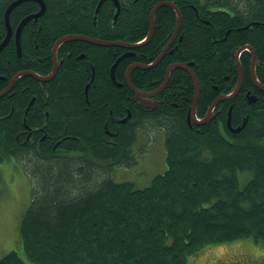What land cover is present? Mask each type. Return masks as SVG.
Here are the masks:
<instances>
[{
    "label": "trees",
    "instance_id": "trees-1",
    "mask_svg": "<svg viewBox=\"0 0 264 264\" xmlns=\"http://www.w3.org/2000/svg\"><path fill=\"white\" fill-rule=\"evenodd\" d=\"M14 1L0 0V39L6 35L5 12ZM43 1L47 10L39 21L42 27L32 29L30 23L24 29L22 56L17 54L15 37L0 55V75L7 77L0 80V92L20 71L50 74L51 50L66 35L141 42L150 31V14L161 2H172L181 11L179 38L183 39L156 68L132 72L131 81L140 91L149 92L161 83H154V78L164 77L170 65L194 63L201 86L197 115L205 117L219 97L236 87V51L250 46L264 65V0H118L121 11L116 21L117 7L106 0L95 25L100 0ZM40 8L33 0L16 7L12 27L16 29ZM176 25V12L160 8L154 39L119 64L118 82H124L132 64L154 60ZM127 51L68 42L59 49L62 65L51 82L22 78L0 100V163L15 159L33 183L32 203L20 228L27 260L32 264H189L208 246L236 241L264 244V98L248 75L250 53L242 54L245 78L239 95L221 102L211 122L191 126L186 119L195 95L190 75L181 68L173 70L165 93L171 103L147 110L127 86L111 81L116 55ZM80 53L85 58L79 59ZM92 66L97 82L91 84L87 97ZM257 68L264 84V74ZM248 91L258 98L255 103L248 102ZM33 96L36 102L31 105ZM28 107L33 109L26 116ZM230 107L232 127L243 126L236 133L227 125ZM128 112L132 115L128 123L114 124ZM109 118V132L120 131L116 137L104 127ZM150 121L164 129L167 170L141 189L116 182L112 170L125 163L141 124ZM247 174L249 180L241 178ZM0 264L26 263L18 251H12Z\"/></svg>",
    "mask_w": 264,
    "mask_h": 264
},
{
    "label": "rangeland",
    "instance_id": "rangeland-1",
    "mask_svg": "<svg viewBox=\"0 0 264 264\" xmlns=\"http://www.w3.org/2000/svg\"><path fill=\"white\" fill-rule=\"evenodd\" d=\"M10 5H8L7 9ZM41 8L37 13L41 11ZM4 19L6 35L8 36L10 31L6 23V12ZM35 23L37 22L35 21ZM29 24L30 23H28V25ZM18 28L19 27L14 29L11 27V35L16 34ZM81 57L82 55L78 56V58ZM154 62L155 60L152 61V64ZM160 64L161 61L158 62V66ZM134 70H136V68H134L133 71ZM93 73H95V70ZM165 76V79L154 81L156 83L160 82V80L163 81H161L162 83L158 87V90H161L167 83L168 77L167 75ZM13 78H15V75ZM95 79L96 78H94V81ZM94 81L92 80L91 84H93ZM91 84L85 88V94L90 90ZM6 90L7 87L0 92V95ZM155 90L157 89L153 91ZM86 96L88 97V95ZM4 97L5 96L1 97V99ZM35 102L36 97L33 96L31 105H34ZM163 104H161V106ZM130 118L132 117L130 116ZM24 120L26 122V116ZM110 120L112 119L109 118L105 121V129L108 127ZM139 130L138 142L136 141L131 148L137 163L133 165V163L129 161L127 164L123 162L124 164H121L122 166L120 168L112 170L111 177H113L116 182H130L133 183L136 188L141 189L149 186L157 175L163 174L167 170V163L166 151L164 148V129L159 127L155 122L150 121L141 124ZM133 155L130 157L131 159H133ZM250 177L251 174H247L246 177L242 176L241 178L249 180ZM32 199L33 183L29 175L25 172L23 165L18 163L15 159L0 163V260L10 252L18 251L26 264H32L26 258L20 234L22 220L32 203ZM189 264H264V244L263 242L261 244L254 243L253 241H236L228 244L208 246L191 257Z\"/></svg>",
    "mask_w": 264,
    "mask_h": 264
},
{
    "label": "water",
    "instance_id": "water-1",
    "mask_svg": "<svg viewBox=\"0 0 264 264\" xmlns=\"http://www.w3.org/2000/svg\"><path fill=\"white\" fill-rule=\"evenodd\" d=\"M25 1H29V0H16L14 1L10 6L9 8L7 9L6 11V23L8 24L9 26V34L7 36V38L3 41L2 44H0V51L7 45L8 41L10 40L11 38V25H10V15L12 13V11L18 7L19 5H21L22 3H24ZM33 1H36L38 3L41 4V11L39 13H36L33 15V18H38L40 17L45 9H46V5H45V2L43 0H33ZM106 0H101L99 2V5L97 7V13L101 10L102 6H103V3L105 2ZM115 2V5L117 7V14L115 16V19L118 18L119 14H120V3L118 2V0H112ZM163 6H168L170 8H172L175 12H176V15H177V25H176V28H175V32H174V35L171 39V41L169 42V45L165 47V50L162 52V54L157 58V60L155 61V65L158 64V62H160L164 56L166 55L167 51L169 50L170 46L172 45L173 41L178 37L180 31H181V28H182V24H183V17H182V13L181 11L178 9V7L176 6V4L172 3V2H161L159 4H157L151 14H150V34L148 36V39L146 40V42L149 41V39L151 38V36L153 35L154 31L156 30V14L158 12V10L160 8H162ZM25 25V24H24ZM23 24H19V28H18V31H17V34H16V40H17V48H18V54L21 55V44H20V36H21V32H22V28L24 27ZM71 40H78V41H81V40H84L86 42H89L91 44H94V45H99V46H106V47H112V46H117V47H124V48H128V49H135V48H138V47H141L143 46L142 43H139V44H129V43H125V42H108V41H103V40H98V39H89V38H82V37H78V36H67V37H64L62 39H60L56 46H55V49L58 51V49L60 48V46L67 42V41H71ZM245 50H248L249 52H251L252 54V68H251V74H252V80L254 82V85L256 87H258L260 90L264 91V86L260 83V81L258 80L257 78V75H256V71H255V65H256V61H257V53L256 51L252 48V47H243L241 48L240 50H238L237 52V62L239 64V68H238V71H239V80H238V83H237V86L236 88L234 89V91L231 93V94H228L226 96H221L220 98H218L209 108V111L206 115V117L202 120V121H197V117H196V111H197V107H198V102H199V97H200V84H199V81L196 77V75L194 74V72L190 69V68H185L184 66H180L182 69H184L185 71H187L189 73V75L191 76L193 82H194V85H195V95H194V101H193V105H192V110L188 113V118L190 119L191 117L194 119V121L196 120V123L199 124V125H205L209 122L212 121L214 115H213V111L215 110V108L223 101H229L233 98H235L239 91L241 90L242 86H243V81H244V76H243V71H242V67H241V64H240V61H239V58H240V55L243 51ZM125 57V56H124ZM58 63H57V52H55L54 54V70H53V74L52 76H48V77H41L33 72H25L27 75H30V76H34L36 79L38 80H41V81H48L50 79H52V77L56 74L57 70H58ZM118 65V62H116L112 68V78H114V70L115 68L117 67ZM135 67H142V66H132L128 73H127V80L129 81L130 80V72L135 68ZM178 68L179 66L178 65H174V66H171V68L168 69V72H167V79L169 81V78H170V74H171V71L173 69ZM142 68H145V67H142ZM19 75V74H18ZM21 75V74H20ZM19 75V76H20ZM19 76H16L14 79L17 80L19 78ZM167 81V82H168ZM12 86L10 88H8L5 92H3L1 95H0V98L7 95L8 92L11 90ZM129 88L135 93L137 99L139 100V103L141 104V106L145 107V108H148V109H151L153 110L154 107L157 105L156 103H153L150 99L151 96H154L155 94H150V93H142L140 91H138L136 89V87L132 84L131 80L129 81ZM144 97L148 98V99H144ZM247 99L250 103H253V102H256V97L255 96H252L250 93L247 94ZM130 114L128 115V117L123 121V122H127L128 119L130 118ZM231 119H232V107H230L229 109V113H228V120H227V124H228V127L230 128L231 131H233L234 133L236 132H239L242 128H238V129H232V125H231ZM190 121V120H189Z\"/></svg>",
    "mask_w": 264,
    "mask_h": 264
},
{
    "label": "flooded vegetation",
    "instance_id": "flooded-vegetation-1",
    "mask_svg": "<svg viewBox=\"0 0 264 264\" xmlns=\"http://www.w3.org/2000/svg\"><path fill=\"white\" fill-rule=\"evenodd\" d=\"M115 3V2H114ZM40 4V3H39ZM41 5V4H40ZM120 11H121V9H120ZM13 12V11H12ZM100 13V12H99ZM99 13H98V15H96V11H95V17H94V25L96 24V21H97V19H98V16H99ZM36 14V13H35ZM117 14V13H116ZM34 15V14H33ZM120 15V14H119ZM116 16V15H115ZM119 17V16H118ZM42 18V17H41ZM41 18H39V20L37 21V23L35 24V25H32L35 21L34 20H32V21H30L29 23H31V26H33L32 27V29L34 28V27H36V26H38V28H41L42 27V25H41V23H39V21H40V19ZM118 19V18H117ZM117 19H115V21L117 20ZM26 25H28V23L26 24ZM25 25V26H26ZM183 25V24H182ZM19 26V25H18ZM17 26V27H18ZM24 26V27H25ZM30 26V25H29ZM30 26V27H31ZM12 27V26H11ZM22 28V32H21V37H20V42H21V46H22V37H23V29H25V28ZM182 29V28H181ZM156 31V30H155ZM181 32V31H180ZM17 34V33H16ZM16 34H13V35H11V38H10V40L8 41V43H7V45L11 42V40H12V38L13 37H15V41H16ZM148 35V34H147ZM146 35V36H147ZM179 35H180V33H179ZM179 35H178V37L173 41V43H172V45L170 46V48H169V50L174 46V44H175V42H177V40L179 39V41H182V39H183V36H180V38H179ZM78 36H85V37H89L90 39H94L95 38V36H93V35H78ZM146 36L143 38V39H141V42H143V41H145V38H146ZM6 37H7V35L3 38V39H0V44H2L3 43V41L6 39ZM172 37H173V35H172ZM172 37H171V39H172ZM95 39H98V40H102V39H99V38H95ZM154 39V35H153V37H152V39L148 42V43H150L152 40ZM171 39H170V41H171ZM74 41H78V40H74ZM82 41V40H81ZM81 41H79V42H81ZM103 41H106V40H103ZM169 41V42H170ZM71 42V41H70ZM85 43H89V42H86V41H84ZM124 42V41H123ZM169 42L166 44V46H168V44H169ZM66 43H68V42H65V43H63L62 45H64V44H66ZM125 43H127V42H125ZM140 42H138V43H129V44H139ZM148 43H146V44H148ZM91 44V43H90ZM145 44V45H146ZM6 45V46H7ZM56 45V44H55ZM61 45V46H62ZM92 45H94V44H92ZM6 46L0 51V55H1V53L4 51V49L6 48ZM96 46H98V45H96ZM165 46V47H166ZM55 47V46H54ZM54 47H53V49L51 50V58H52V60H53V66H52V70H51V73L50 74H48V75H41L40 74V76L41 77H45V76H52V74H53V70H54ZM165 47L158 53V55H157V57L154 59L155 61L157 60V58L162 54V52L165 50ZM60 49V48H59ZM59 49H58V51H57V63H58V70H57V72H56V74L52 77V79H50V80H48L47 81V83H49V82H51L55 77H56V75H57V73H58V71H59V69H60V66L62 65V61H60L59 60V58H58V52H59ZM135 49H137V48H135ZM135 49H128V51L127 52H125L124 54H122V55H116V59H115V62H114V64L117 62V60L119 59V58H122L123 57V59L120 61V63L123 61V60H125L126 58H128V57H130V56H134L135 55V53L134 52H131V51H133V50H135ZM167 51V53L169 52L171 55H173V53H174V50H171V51ZM22 52V51H21ZM244 52H247V51H244ZM244 52H242L241 53V55H240V58H239V61H240V64H241V67H242V54L244 53ZM167 53H166V55H167ZM248 53H250V55H251V58H250V68H249V71H248V75H249V77H251L252 76V72H251V68H252V54H251V52H248ZM17 54H18V52H17ZM82 55V57L81 58H79V59H83V58H85V55L84 54H81ZM166 55L164 56V58L166 57ZM18 56L19 57H21L22 55H19L18 54ZM125 56V57H124ZM237 51L234 53V61H235V65H236V69L238 70V68H239V64H238V62H237ZM164 58L161 60V62L164 60ZM153 61V60H152ZM152 61H150V63L149 64H147V65H144V64H139V63H134V64H132L130 67H132V66H142V67H145V68H142V67H135L136 69H139V70H143V71H147V70H150V69H154V68H156L157 66H158V64L157 65H155L154 66V64H155V62L152 64ZM120 63H118V65H117V67L115 68V72H114V78H112V68H113V66H112V68H111V81L112 82H114L118 87H123V85H125V86H127L128 88H129V86H128V80H127V73H128V71H129V69H130V67L128 68V70L126 71V74H125V78H124V82L122 83V82H118V80H117V68H118V66H119V64ZM174 65H178L179 67L178 68H176L175 67V69H179V68H181L180 66L182 65V66H184L185 68H190L193 72H194V70L192 69L193 68V66H195V64L194 63H188V64H182V63H174V64H172V65H170L169 67H168V69L169 68H171V66H174ZM258 66H260V71L264 74V65L262 64V63H260L259 62V60H258V54H257V61H256V68H255V70L257 71L258 70ZM88 68H90V67H88ZM93 68V71L95 70V68L94 67H92ZM168 69H167V71H166V75H167V72H168ZM175 69H173V70H175ZM182 69V68H181ZM242 69H243V73H244V68L242 67ZM173 70L171 71V74H172V72H173ZM184 70V69H183ZM93 71H90V74L88 75V82H87V84H86V87L88 86V85H90L91 84V81L93 80L94 81V78L96 77V75H95V73H96V70H95V73H93ZM20 72H22V73H20V74H24L22 77H20L21 79L22 78H25V77H28V76H30V75H27L25 72H28V71H20ZM29 72H33V71H29ZM132 72H133V70L130 72V80H131V74H132ZM19 73V72H18ZM34 73V72H33ZM188 73V72H187ZM94 74V75H93ZM171 74H170V78H171ZM189 74V73H188ZM18 74H15V77L17 76ZM30 77H32V78H35L34 76H30ZM165 77L166 76H164V77H160L159 75H157V76H155V78H154V81H156V80H158V79H165ZM170 78H169V81H170ZM244 78H245V74H244ZM252 79V78H251ZM162 80H160V82H161ZM169 81L165 84V86L164 87H162V89L161 90H158V87L161 85V83L163 82H161V83H159L157 86H155V88L154 89H157V90H155V91H153L154 89H152V90H150L149 92H143V91H140L133 83V85L136 87V89L138 90V91H140V92H142V93H150V94H155L154 96H151L150 97V99L149 100H151L153 103H156L157 105L154 107V110H151V109H147V108H145V107H143V108H145V109H147V110H150V111H156V110H158L159 108H162V107H164L167 103H171V99H170V97H168L167 95H165V93H166V91H167V86H168V84H169ZM193 81V80H192ZM132 82V81H131ZM252 82H253V80H252ZM154 83H156V82H154ZM194 83V82H193ZM243 83H244V81H243ZM253 84H254V82H253ZM263 86H264V84H262ZM255 86V85H254ZM243 87V86H242ZM256 87V86H255ZM177 88H180V87H177ZM260 92H262V95H261V97H263L264 98V91H262V90H260L258 87H256ZM130 89V88H129ZM194 89H195V85H194ZM131 90V89H130ZM241 90H242V88H241ZM240 90V91H241ZM132 91V90H131ZM240 91H239V93H240ZM133 92V91H132ZM200 92H201V89H200ZM180 93V95H179V97L180 98H183V93L180 91L179 92ZM239 93H238V95H239ZM89 94V91L86 93V95H88ZM158 95V96H157ZM133 96H134V98H135V100L139 103V100L137 99V97H136V95H135V93L133 92ZM156 96V97H155ZM223 96H225V95H223ZM220 98V97H219ZM144 99H148V98H146V97H144ZM167 99V100H166ZM199 99H200V97H199ZM165 102V103H164ZM164 103V104H163ZM140 104V103H139ZM161 104H163L162 106H161ZM198 104H199V102H198ZM141 105V104H140ZM210 108V107H209ZM33 109V107H28L26 110H25V115L26 116H29L30 114V111ZM198 109V108H197ZM191 110V109H190ZM208 111H209V109H208ZM208 113V112H207ZM207 115V114H206ZM132 117V116H131ZM206 117V116H205ZM205 117H199L198 115H197V121H202ZM186 119H187V121H188V123H189V125H191V126H193V125H196V126H202V125H199V124H197L196 123V120L194 121V119L191 117L190 119L188 118V115L186 116ZM28 120H29V118H28ZM44 120H45V118H44ZM43 120V121H44ZM124 119H122V120H117L116 122H114V124L115 125H117V126H121V125H124V124H126V123H123L122 121H123ZM131 120V119H130ZM130 120H128L127 121V123L130 121ZM190 120V121H189ZM42 121V122H43ZM114 121V120H113ZM27 125V124H26ZM228 125V124H227ZM232 125V124H231ZM230 129V128H229ZM232 129H236V128H232ZM106 131L108 132V133H110L109 132V129H108V127H106ZM119 132L120 131H117V132H115L114 134L113 133H110V135H112V136H117L118 134H119ZM233 132V131H232ZM31 135L29 134L28 135V137H30ZM30 138H28L27 140H29ZM45 139V138H44ZM130 155L128 156V157H126V159H125V163H127L128 161L130 162V163H132V161H130L131 160V158L130 157H132V151H130ZM74 155L76 154V153H73ZM133 159H134V161H133V163H137V160H136V158H135V156L133 155ZM124 160V159H123ZM123 162V161H122Z\"/></svg>",
    "mask_w": 264,
    "mask_h": 264
},
{
    "label": "crops",
    "instance_id": "crops-1",
    "mask_svg": "<svg viewBox=\"0 0 264 264\" xmlns=\"http://www.w3.org/2000/svg\"><path fill=\"white\" fill-rule=\"evenodd\" d=\"M67 36V35H66ZM21 37V36H20ZM62 38H64V37H62ZM62 38H60V39H62ZM59 39V40H60ZM58 40V41H59ZM57 41V42H58ZM57 42H56V44H57ZM81 42H84V41H81ZM20 44H21V42H20ZM99 46V45H98ZM16 47H17V40H16ZM61 47V46H60ZM245 47H248V46H245ZM250 47V46H249ZM243 48V47H242ZM21 51H22V46H21ZM247 52H249L248 50H246ZM17 52H18V48H17ZM21 55H22V52H21ZM238 71V70H237ZM242 71H243V69H242ZM29 72V71H28ZM34 72V71H33ZM187 72V71H186ZM20 73H22V72H19V73H17V74H20ZM35 74H37V75H39L40 76V74L39 73H37V72H34ZM194 74H195V72H194ZM196 75V74H195ZM256 75H257V72H256ZM243 76H244V73H243ZM45 77H48V76H45ZM191 77V76H190ZM196 77H197V75H196ZM251 78H252V76H251ZM257 78H258V76H257ZM7 79V77L6 76H2V75H0V80H6ZM20 77L17 79V80H15L14 78H11V80H10V82H9V84H8V86H7V89L8 88H10L11 86H12V88H11V90L8 92V94H10L15 88H16V86H17V84L19 83V81H20ZM34 79H36V78H34ZM192 79V78H191ZM197 79H198V77H197ZM38 82H40V83H44V84H46L47 83V81L46 82H44V81H41V80H38V79H36ZM238 80H239V71H238ZM258 80H259V78H258ZM198 81H199V79H198ZM260 81V80H259ZM238 83V82H237ZM199 84H200V81H199ZM200 89H201V86H200ZM248 93H250L252 96H255V95H253L252 93H251V91H248L247 92V94ZM7 94V95H8ZM7 95H5V96H7ZM256 97V96H255ZM256 99L258 100V98L256 97ZM0 100H1V98H0ZM256 100V101H257ZM249 102V101H248ZM250 103V102H249ZM253 103H255V102H253ZM128 115H129V113H128ZM130 115H131V113H130ZM132 116V115H131ZM128 117V116H127ZM126 117V118H127ZM126 118H124V120L126 119ZM131 118H129L128 120H130ZM123 122V121H122ZM123 123H127V122H123ZM66 157H67V155H65Z\"/></svg>",
    "mask_w": 264,
    "mask_h": 264
},
{
    "label": "bare ground",
    "instance_id": "bare-ground-1",
    "mask_svg": "<svg viewBox=\"0 0 264 264\" xmlns=\"http://www.w3.org/2000/svg\"><path fill=\"white\" fill-rule=\"evenodd\" d=\"M46 5V4H45ZM163 7H165V6H163ZM168 7V6H167ZM120 8H121V5H120ZM46 9H47V7H46ZM46 9H45V11H44V13L40 16V17H38V18H33V14H31V15H29V16H27V17H25L21 22H20V24H27V23H29L30 21H32V20H34V21H38L39 20V18H41V17H43L44 15H45V13H46ZM172 9V8H171ZM100 12V11H99ZM98 12V13H99ZM98 13H97V10H96V15H98ZM154 33H155V31H154ZM154 33H153V35H154ZM149 34H150V31H149V33H148V35L146 36V38H145V41H143V42H140V43H142L143 45H145L146 43H148L151 39H152V37H153V35L151 36V38L149 39V41L148 42H146V40L148 39V36H149ZM68 36H78V35H68ZM65 37H67V36H65ZM78 37H82V38H84V39H86V38H89V37H85V36H78ZM90 39V38H89ZM71 41H74V40H71ZM82 41H84V40H82ZM67 42H70V41H67ZM169 45V44H168ZM56 46V45H55ZM55 52H57V50L55 49V47H54V54H55ZM123 59V57L122 58H119L118 60H117V62L118 63H120V61ZM114 66V65H113ZM131 68V67H130ZM255 68H256V65H255ZM256 71V70H255ZM20 75V74H19ZM19 75H17V76H19ZM24 74H21L19 77H22ZM130 81V80H129ZM129 81H128V86H129ZM193 101H194V99H193ZM148 109V108H147ZM154 110V109H153Z\"/></svg>",
    "mask_w": 264,
    "mask_h": 264
}]
</instances>
